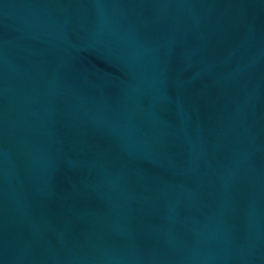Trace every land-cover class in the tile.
<instances>
[{
  "label": "water",
  "instance_id": "1",
  "mask_svg": "<svg viewBox=\"0 0 264 264\" xmlns=\"http://www.w3.org/2000/svg\"><path fill=\"white\" fill-rule=\"evenodd\" d=\"M0 264H264V0H0Z\"/></svg>",
  "mask_w": 264,
  "mask_h": 264
}]
</instances>
